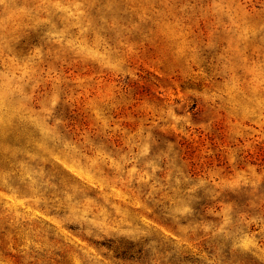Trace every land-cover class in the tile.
<instances>
[{
  "label": "rangeland",
  "instance_id": "1",
  "mask_svg": "<svg viewBox=\"0 0 264 264\" xmlns=\"http://www.w3.org/2000/svg\"><path fill=\"white\" fill-rule=\"evenodd\" d=\"M0 264H264V0H0Z\"/></svg>",
  "mask_w": 264,
  "mask_h": 264
}]
</instances>
